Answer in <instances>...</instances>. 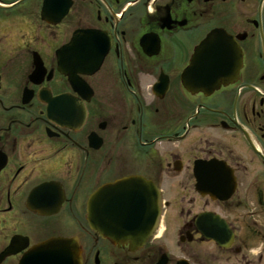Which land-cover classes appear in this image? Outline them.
<instances>
[{
  "label": "flooded vegetation",
  "instance_id": "af4514ba",
  "mask_svg": "<svg viewBox=\"0 0 264 264\" xmlns=\"http://www.w3.org/2000/svg\"><path fill=\"white\" fill-rule=\"evenodd\" d=\"M207 37L243 61L214 90L187 72ZM126 176L163 196L145 242L115 241L106 193L87 224ZM260 244L264 0H0V264H264Z\"/></svg>",
  "mask_w": 264,
  "mask_h": 264
},
{
  "label": "water",
  "instance_id": "95a60500",
  "mask_svg": "<svg viewBox=\"0 0 264 264\" xmlns=\"http://www.w3.org/2000/svg\"><path fill=\"white\" fill-rule=\"evenodd\" d=\"M208 42L203 44L200 48L198 47L197 55L195 56L194 61L191 65L192 71L197 72V74H195L197 81L200 82L197 83L195 86H198L199 88L201 87V89L208 88V86L210 85L215 87L217 86L216 84L218 83L220 84L226 83L227 80L232 79L229 73H231V71L233 70L234 72L237 71L238 62H240V56L238 55L237 57V52L236 53L229 52L231 51L229 46L227 56L225 55L224 57L220 58L221 55H219V61L211 64L212 67L211 66L208 67L209 64L212 62V60L216 58L215 50H217V45H215L214 43L209 44ZM206 59L209 60L205 63ZM215 64H217L216 68H213ZM209 71H211V73H209ZM204 72L206 73L205 77H201L200 75H198V73L202 74ZM219 72H221V74ZM68 74L73 80H76V77L73 75L74 73H72L71 70H68ZM215 74H217L219 77L214 76ZM63 101H68V97L67 96L59 97L53 100L52 103L56 105H60ZM116 185L117 184H112L111 189H114ZM135 189L136 187L135 185H133V187H129L128 190H125V193L120 191V192H116L114 195V200L118 199L117 201H115L116 203L115 212L118 216L122 215V219L116 220L117 230L132 231L136 226V224H138L137 217L139 216V214L137 213V211H135L137 207L135 206V201H134V197H135L134 191L136 192ZM148 190H149L148 197L146 199L148 200V204L146 207L145 205L142 207L143 210L141 213L142 216H145V213L147 214L146 225H148L147 231L149 232L155 223L156 218L154 217H156L158 211L156 210V205H155V196H154L155 190L154 188L153 189L149 188ZM94 196L91 198V201L93 200ZM90 223L93 225V222L91 220ZM143 225H145V223H143Z\"/></svg>",
  "mask_w": 264,
  "mask_h": 264
},
{
  "label": "clouds",
  "instance_id": "9594fccd",
  "mask_svg": "<svg viewBox=\"0 0 264 264\" xmlns=\"http://www.w3.org/2000/svg\"><path fill=\"white\" fill-rule=\"evenodd\" d=\"M264 250V244H260L258 246H255V247H250L248 249V255L249 257H254V256H257L260 254V252Z\"/></svg>",
  "mask_w": 264,
  "mask_h": 264
}]
</instances>
